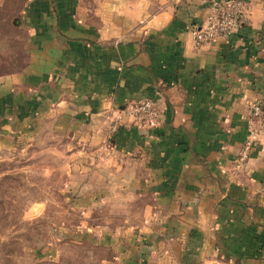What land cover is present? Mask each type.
<instances>
[{"label":"crops","instance_id":"crops-1","mask_svg":"<svg viewBox=\"0 0 264 264\" xmlns=\"http://www.w3.org/2000/svg\"><path fill=\"white\" fill-rule=\"evenodd\" d=\"M29 3L26 63L0 77V152L38 120L73 140L71 151L102 154L70 175L92 182L76 189L87 217L94 200L127 215L122 200L133 199L140 222L124 216L122 237L161 230L183 253L195 233L202 254L229 246L224 262L264 264V135L242 155L248 107L264 98V0L203 44L189 29L204 23L206 0ZM146 100L158 120L141 128L124 110ZM103 224L90 228L108 246Z\"/></svg>","mask_w":264,"mask_h":264},{"label":"rangeland","instance_id":"rangeland-1","mask_svg":"<svg viewBox=\"0 0 264 264\" xmlns=\"http://www.w3.org/2000/svg\"><path fill=\"white\" fill-rule=\"evenodd\" d=\"M29 4V0H0V77L20 71L26 63L27 14L33 9ZM31 125L27 134L15 135L0 152V264H99L103 260L107 264H216L202 258L220 255L228 264L224 258L229 246L217 248L216 255L207 248L202 254L193 242L195 233L190 234L191 246L183 253L177 246L171 248L160 229L161 234L134 230L129 238L120 236L114 227L124 216L131 224L140 222V204L133 199L122 200L130 203L127 215L108 213L103 200H94L97 206L87 217L84 208L89 200L76 195L92 182L78 178L71 183L70 175L86 174V164L102 154L71 151L73 140L68 136L53 134L52 126L38 120ZM238 158L236 169L241 164ZM96 223L113 228L99 231V239L109 235L108 246L91 230Z\"/></svg>","mask_w":264,"mask_h":264},{"label":"built area","instance_id":"built-area-1","mask_svg":"<svg viewBox=\"0 0 264 264\" xmlns=\"http://www.w3.org/2000/svg\"><path fill=\"white\" fill-rule=\"evenodd\" d=\"M250 0H206L207 13L204 23L191 26L190 34L195 44L212 42L231 34L243 17ZM125 116L138 127L155 126L158 116L154 103L146 100L125 108ZM264 135V98L254 101L246 119V139L242 155L252 148Z\"/></svg>","mask_w":264,"mask_h":264}]
</instances>
